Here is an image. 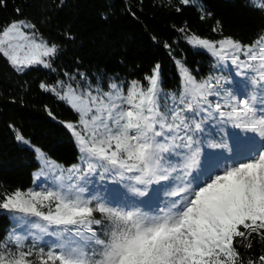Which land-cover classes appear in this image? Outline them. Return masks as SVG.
<instances>
[{"label": "snow or ice", "instance_id": "6c2138e0", "mask_svg": "<svg viewBox=\"0 0 264 264\" xmlns=\"http://www.w3.org/2000/svg\"><path fill=\"white\" fill-rule=\"evenodd\" d=\"M250 4L264 11V0ZM189 42L250 76L260 97L237 98L222 78L197 80L181 61L176 64L182 88L172 95L161 94L159 64L144 76L146 85L113 82L104 91L61 81V93L42 83L77 113L78 119L64 126L85 167L65 170L35 149L42 172L51 173L56 183L0 193V209L18 214L20 221L35 218L31 227L39 230L0 241V264H244L240 248L251 249L257 238L264 242V32L247 44L231 37L192 36ZM56 54L57 46L39 39L34 24L15 21L0 28V56L17 71L49 68ZM206 120L252 132L261 144L195 182L189 178L200 167L197 134ZM16 139L30 143L18 130ZM98 169L127 181L138 196H148L150 185L180 183L168 193L173 199L147 210L144 202L113 205L84 195L87 188L80 181ZM45 235L57 238L47 251L36 244ZM28 236L31 246L25 244ZM246 264H264V253Z\"/></svg>", "mask_w": 264, "mask_h": 264}, {"label": "trees", "instance_id": "16d2710c", "mask_svg": "<svg viewBox=\"0 0 264 264\" xmlns=\"http://www.w3.org/2000/svg\"><path fill=\"white\" fill-rule=\"evenodd\" d=\"M15 21L34 24L37 37L55 44L57 54L51 67L23 71L0 56V193L34 187L42 169L34 149L65 170L79 165L78 147L64 126L78 115L55 92L42 89V83L58 88L62 81L104 91L113 82L146 85L144 76L159 64L161 94L172 95L181 90L176 61L197 80L216 72L212 57L189 42L192 36L212 41L231 37L247 44L264 32V11L250 0H3L0 28ZM17 130L30 143L18 141ZM13 228L0 209V241ZM17 234L28 233L18 229ZM32 243L28 236L25 244ZM36 244L45 251L51 246L43 238ZM240 252L246 264L264 253V242L257 238L251 249L241 247Z\"/></svg>", "mask_w": 264, "mask_h": 264}, {"label": "rangeland", "instance_id": "374dc122", "mask_svg": "<svg viewBox=\"0 0 264 264\" xmlns=\"http://www.w3.org/2000/svg\"><path fill=\"white\" fill-rule=\"evenodd\" d=\"M206 52L214 60L216 70L215 74L209 77L222 78L224 81V88L231 91L233 95L237 96V98H245L251 95H256L258 98L260 97L261 89L259 86L254 87L251 84L250 76L239 74V69L235 66H232L227 62H220L208 51ZM57 91L63 93L64 89L58 87ZM209 99L215 102L218 98L210 97ZM203 129V132L197 134L201 147L200 167L193 170L192 176L189 178L195 182H198L202 175L214 169L216 166L222 165L231 159H240L247 153L249 148L257 149L261 144L260 139L254 133L236 128L233 124L228 122L206 120L203 124ZM211 144H226L228 147L212 148L209 146ZM80 155L81 154L79 152V156ZM47 158L50 160L49 157ZM39 161L42 164L41 159H39ZM77 167L83 168L85 166L80 160ZM42 169L36 173L37 181L33 188H36L37 190H39L38 186L47 184L51 187L54 183H56L53 175L46 170L42 172ZM65 175H68V173L66 172ZM80 183L82 186L87 188V191L84 193L86 197L97 195L113 205L128 203L139 204L140 202H144L143 206L145 207V210H147L149 207H154L157 204L162 205L163 203L173 199V197L169 196L168 193L175 190L176 185L180 182H161L159 185H150L148 196H138L134 192L130 191L126 186L127 181L114 179L111 173H102V171L98 169L95 173L87 176L84 180H81ZM1 210L8 214L13 222L14 228L10 231V234H17L18 229L22 232L26 229L27 233H38V229L31 227L35 218H24V221H20L18 219V214L4 209ZM49 231L51 232L52 229ZM42 238L48 241L51 246H53L57 240V238L52 235H45Z\"/></svg>", "mask_w": 264, "mask_h": 264}, {"label": "bare ground", "instance_id": "6f19581e", "mask_svg": "<svg viewBox=\"0 0 264 264\" xmlns=\"http://www.w3.org/2000/svg\"><path fill=\"white\" fill-rule=\"evenodd\" d=\"M181 76V75H180ZM38 155V154H37ZM51 160V159H50ZM51 161H53V160H51ZM54 162V161H53ZM56 164V163H55Z\"/></svg>", "mask_w": 264, "mask_h": 264}, {"label": "water", "instance_id": "95a60500", "mask_svg": "<svg viewBox=\"0 0 264 264\" xmlns=\"http://www.w3.org/2000/svg\"><path fill=\"white\" fill-rule=\"evenodd\" d=\"M35 150V149H34ZM36 152V151H35ZM36 154H37V152H36Z\"/></svg>", "mask_w": 264, "mask_h": 264}]
</instances>
